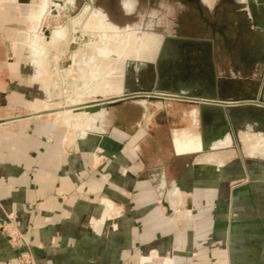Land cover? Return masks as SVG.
<instances>
[{
	"label": "crops",
	"instance_id": "0c3cea01",
	"mask_svg": "<svg viewBox=\"0 0 264 264\" xmlns=\"http://www.w3.org/2000/svg\"><path fill=\"white\" fill-rule=\"evenodd\" d=\"M39 13L38 0H0V264L21 250L8 223L37 264H264V178L176 149L207 133L195 104L142 99L131 128L118 100L82 126L54 112L74 68L57 69L65 25L46 41Z\"/></svg>",
	"mask_w": 264,
	"mask_h": 264
},
{
	"label": "rangeland",
	"instance_id": "374dc122",
	"mask_svg": "<svg viewBox=\"0 0 264 264\" xmlns=\"http://www.w3.org/2000/svg\"><path fill=\"white\" fill-rule=\"evenodd\" d=\"M125 1L132 4L129 12L121 8ZM84 3L66 13L67 36L55 47L59 52L72 51L70 63L74 74L69 89L74 96L70 99L118 100L115 121L131 128L139 110L137 102L157 99L136 95L138 89L150 91L158 85L168 90L181 88L187 93H205L211 98L216 92L219 100L226 102L235 98V104H224L223 108L205 107L204 132L218 113L224 123L217 122L218 128L211 135L221 128L220 134L228 143L204 149L197 156L204 158V162L219 164L264 162V102L258 100L264 97V0ZM137 56L139 67L133 72ZM105 74L106 79L102 78ZM147 93L167 94L164 90ZM70 99L65 98L62 105ZM169 99L194 104L186 102L184 96ZM73 112L75 126L102 114V110L91 115ZM110 116L113 118L114 112ZM184 134L194 135L189 130ZM252 178H264V171H252Z\"/></svg>",
	"mask_w": 264,
	"mask_h": 264
},
{
	"label": "water",
	"instance_id": "95a60500",
	"mask_svg": "<svg viewBox=\"0 0 264 264\" xmlns=\"http://www.w3.org/2000/svg\"><path fill=\"white\" fill-rule=\"evenodd\" d=\"M87 1L88 0H38V9H39L40 13L37 15V18H36V26L33 29L34 33L38 32V34L44 36V40L48 41L49 40V31L51 30V28L62 27L66 21V13L68 11H72L73 8L77 4H83V6H84V4H85L84 2H87ZM71 25H73L72 22H71ZM71 55H72V51H71V49H68V51H66L65 57L57 63V67L59 69H61L62 67L69 68L71 65V63H70V56ZM154 90L155 91L164 90V91H166L167 94L166 95H157L154 93H147V92H151V91H140V92L135 93V94L136 95H143V96H151V97H163V98H176V97L184 96V97H187V100H189L191 103L196 104L198 106V108L200 109V112L202 114H204L207 111L205 107L208 105L206 103L209 102V100L214 99L216 101V104H218L215 106H218L221 108H223L224 104H227V105L235 104L237 101L235 98H230L227 100V102L223 101V100H219L216 92L214 93L215 97L211 98V97H206L205 93L179 94V93H176L175 91H173V89L168 90V89L160 88V86H158V85H156ZM125 93L126 92H124V94ZM120 96H122V95L120 94ZM84 100H86V99H84ZM258 100H259V102H264V99L262 97H260ZM65 102L66 101H64V103ZM107 104H108V99L100 98V99H95V100H86L85 103L79 104L76 107L70 106V107H66V108L72 109L73 111H76V112L80 111V112L87 113L88 115H91V114H95L101 110L102 111L105 110L108 106ZM208 110H210V109H208ZM62 111H63L62 107H57L54 112L61 113ZM220 113H222V112H220Z\"/></svg>",
	"mask_w": 264,
	"mask_h": 264
},
{
	"label": "bare ground",
	"instance_id": "6f19581e",
	"mask_svg": "<svg viewBox=\"0 0 264 264\" xmlns=\"http://www.w3.org/2000/svg\"><path fill=\"white\" fill-rule=\"evenodd\" d=\"M73 28H75L76 24L73 23ZM79 30V29H78ZM57 35H61L62 34V29L59 27L56 29V32H55ZM84 41V40H83ZM84 44V43H83ZM71 60H73V56H71ZM88 62V61H87ZM88 64V63H87ZM77 65V64H76ZM92 65H94V67L96 68V64L94 62H92ZM79 67V66H78ZM93 72V71H92ZM154 94H158V93H154ZM160 95H166V94H162V93H159ZM78 98V97H77ZM73 99V98H72ZM70 99L69 101H67L68 103L65 104V105H61L59 107H62L63 109V112H65L66 110H72V109H67L66 107H70V106H74L76 107L77 105L79 104H83L85 102L83 101H80V100H77V99H74L72 100ZM213 102L215 101L214 99H212ZM66 103V102H65ZM208 104L207 106H213V107H218V106H215V105H218V104H214V103H206ZM206 106V107H207ZM196 110H194L193 113H195ZM79 115V114H78ZM78 117H81L80 115ZM196 119H194L193 121H195ZM77 121V120H76ZM223 125L224 123V118L218 113H216V116H215V120H214V123L210 126V128H212L211 130L207 131L208 134H203V138L201 137V141L198 140L195 136V137H191L190 140H187V141H178L177 139V142H176V149L178 151H193V150H200L201 148L203 149H206V148H214V147H217V146H221L223 145L224 143H228L227 139L223 138L222 135L220 134V131H221V128H219L220 130H218L217 133H215L213 136L210 135L212 134V131H214V128H218L217 127V122H219ZM75 122V121H74ZM227 135V134H226ZM202 136V134L200 135ZM224 142V143H223ZM257 148V147H256ZM255 150V149H254ZM251 152V150H250ZM252 154V152H251Z\"/></svg>",
	"mask_w": 264,
	"mask_h": 264
},
{
	"label": "built area",
	"instance_id": "2783aa9c",
	"mask_svg": "<svg viewBox=\"0 0 264 264\" xmlns=\"http://www.w3.org/2000/svg\"><path fill=\"white\" fill-rule=\"evenodd\" d=\"M1 230L6 234L8 241L11 244L21 248L17 255L18 264H37L27 242L24 240L15 225L8 223L1 226Z\"/></svg>",
	"mask_w": 264,
	"mask_h": 264
},
{
	"label": "flooded vegetation",
	"instance_id": "af4514ba",
	"mask_svg": "<svg viewBox=\"0 0 264 264\" xmlns=\"http://www.w3.org/2000/svg\"><path fill=\"white\" fill-rule=\"evenodd\" d=\"M264 99V97H262ZM186 102H190L189 100H185ZM191 103V102H190ZM212 128H209V130H211ZM208 134V132L206 133ZM211 135V134H210ZM212 148V147H210ZM206 149H209V148H206ZM198 151V150H197ZM220 167H247V170L250 171L252 173V171H258V170H263L264 171V162L262 161H247L246 163L244 164H237V163H234V161H230L229 163H222L220 164Z\"/></svg>",
	"mask_w": 264,
	"mask_h": 264
}]
</instances>
